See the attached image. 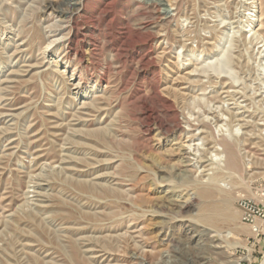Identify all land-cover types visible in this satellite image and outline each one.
Returning <instances> with one entry per match:
<instances>
[{"label":"rangeland","instance_id":"374dc122","mask_svg":"<svg viewBox=\"0 0 264 264\" xmlns=\"http://www.w3.org/2000/svg\"><path fill=\"white\" fill-rule=\"evenodd\" d=\"M79 3L0 0V264H264V0Z\"/></svg>","mask_w":264,"mask_h":264},{"label":"bare ground","instance_id":"6f19581e","mask_svg":"<svg viewBox=\"0 0 264 264\" xmlns=\"http://www.w3.org/2000/svg\"><path fill=\"white\" fill-rule=\"evenodd\" d=\"M100 2H105V1H109V0H99ZM86 0H80V3H79V8H77L75 11L76 13H72L71 16H70V30H71V34L73 35L74 37V40L76 37H78V32H79V23H78V16L79 14L81 13H88L89 11H94L96 8H97V5L96 4H92L90 6H87L85 4ZM104 4V3H103ZM74 11V12H75ZM74 40H70L69 42L71 43V45L73 46L74 44ZM80 48V47H79ZM79 48H73L71 47L70 48V53H73L75 52V54L77 56H80L81 59H83V48H81V50ZM64 60H67L66 64H65V71L62 72V74L66 73L67 70L71 67L72 65V61H71V56L70 54L64 58ZM82 61V60H81ZM73 74L71 76V78L73 79V77L75 78L76 77V80H78V84H76V89L80 88V85L83 81V77L78 73H76V69L73 70ZM63 74V75H64ZM151 118V117H150ZM160 123V122H159ZM158 127L159 129H162L163 128V125L162 124H158ZM167 129V128H166ZM186 132V131H185ZM225 163L227 164L228 168L232 171H238V167H239V158H238V155L234 152V151H226L225 152ZM203 195L204 196H211V193L209 191H205L203 192ZM188 205V204H187ZM189 206V205H188Z\"/></svg>","mask_w":264,"mask_h":264},{"label":"built area","instance_id":"2783aa9c","mask_svg":"<svg viewBox=\"0 0 264 264\" xmlns=\"http://www.w3.org/2000/svg\"><path fill=\"white\" fill-rule=\"evenodd\" d=\"M241 222L252 230L257 238L264 228V189L257 190L255 198L241 197L237 202Z\"/></svg>","mask_w":264,"mask_h":264}]
</instances>
